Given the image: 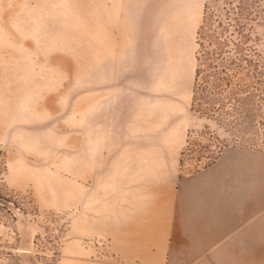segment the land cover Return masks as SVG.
<instances>
[{
  "label": "rangeland",
  "instance_id": "1",
  "mask_svg": "<svg viewBox=\"0 0 264 264\" xmlns=\"http://www.w3.org/2000/svg\"><path fill=\"white\" fill-rule=\"evenodd\" d=\"M206 1L226 25L240 14L0 0V264H264V91L251 129L228 124L225 91L218 116L194 108ZM250 2L253 90L264 0Z\"/></svg>",
  "mask_w": 264,
  "mask_h": 264
},
{
  "label": "trees",
  "instance_id": "2",
  "mask_svg": "<svg viewBox=\"0 0 264 264\" xmlns=\"http://www.w3.org/2000/svg\"><path fill=\"white\" fill-rule=\"evenodd\" d=\"M250 0H237L240 14L226 25L214 3L206 1L203 23L198 30L199 48L194 82L193 106L207 116L221 114V94L230 95L234 120L228 124L251 129V114L257 92L264 91V80L258 79L252 90L243 83L250 73L260 78L257 64L249 53L251 46ZM253 1V0H252ZM231 25V26H230ZM219 111V112H218Z\"/></svg>",
  "mask_w": 264,
  "mask_h": 264
},
{
  "label": "crops",
  "instance_id": "3",
  "mask_svg": "<svg viewBox=\"0 0 264 264\" xmlns=\"http://www.w3.org/2000/svg\"><path fill=\"white\" fill-rule=\"evenodd\" d=\"M231 229V228H230ZM229 246H231L230 244H229Z\"/></svg>",
  "mask_w": 264,
  "mask_h": 264
}]
</instances>
